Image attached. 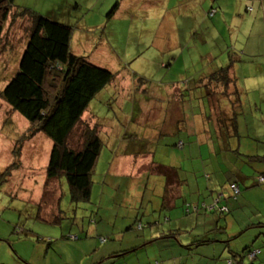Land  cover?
I'll return each instance as SVG.
<instances>
[{
    "label": "rangeland",
    "instance_id": "rangeland-1",
    "mask_svg": "<svg viewBox=\"0 0 264 264\" xmlns=\"http://www.w3.org/2000/svg\"><path fill=\"white\" fill-rule=\"evenodd\" d=\"M121 2V8L108 19L107 12ZM14 6L71 26L70 51L118 75L116 82L90 102L68 141L71 147L80 148L83 122L91 128L95 123L101 125L102 147L91 175L88 201H71L64 177L57 180V186L46 178L49 138L38 133L21 143L22 167L11 170L6 183L0 180V262L21 264L15 253L31 252L27 239L20 242L27 233L34 246L42 245L41 238L49 244L47 239L51 238L55 247L44 253L45 244L35 254L33 264H106L111 260L117 264H182L189 257L191 261L185 264H230L225 260L229 248L239 252L245 246L257 248L264 244V229L259 225L243 230L246 224L264 220V181L258 180L264 164L242 157L247 152L251 156H262L264 152V140L252 145L245 142L264 132V114L254 109L257 105L259 108L264 95L253 91L260 90L256 83L264 87V0H14ZM212 8L215 13L209 17ZM27 17L17 15L11 22L10 16L3 30L0 91L15 73L24 49L31 27ZM176 60L169 72L166 65ZM223 66L234 68L237 85L249 91L239 96L238 137L229 140V149L217 154L213 150L216 141L210 137L199 144L190 131L195 132L194 121L201 128L197 125L199 119L206 131H212L204 125L202 114V107L208 108V104L194 99L202 92L196 80ZM241 66L245 67L242 74ZM129 70L150 80L145 85L150 89L143 91L144 84L137 82L135 85L141 89L129 97L125 90L132 88L125 76ZM166 82L177 83L176 94L186 104V120L184 124L177 121V130L167 126L181 108L176 103L175 108L166 106L168 92L173 93L163 88ZM115 87L125 94L115 92ZM154 93V100L145 98L154 97ZM216 99L211 104L218 102L224 119H229V100L224 96ZM195 103L202 106L198 107V116ZM28 126L21 115L0 100V175L13 162V145ZM128 129L135 135L129 136ZM164 130L174 139L165 141L168 137L164 138ZM146 133L153 134L146 138ZM178 140L182 148L176 146ZM124 159L136 163H121ZM158 164L174 168L182 184L168 187ZM236 173L249 178L240 182V192L233 196L226 182ZM167 188L173 189L169 194L177 204L171 211L161 204ZM220 193L224 198L219 201L220 197L215 196ZM20 194L23 201L17 197ZM199 198V209H193ZM204 199L211 207L203 205ZM188 206L191 210L187 213ZM213 208L215 211L209 213ZM162 212L165 216L170 212L172 220L166 223ZM152 215L161 220L158 225L153 221L147 226ZM135 219L137 227L128 232ZM141 225L143 229L139 230ZM169 229L180 232L177 235L173 231L176 238H149V233L159 231L168 235ZM203 231L213 241L190 244ZM224 234L236 236L228 248ZM103 238L106 241L102 242ZM135 241L140 246L135 252L110 257L113 252L135 246ZM263 258L264 252L258 256L261 264Z\"/></svg>",
    "mask_w": 264,
    "mask_h": 264
},
{
    "label": "trees",
    "instance_id": "trees-1",
    "mask_svg": "<svg viewBox=\"0 0 264 264\" xmlns=\"http://www.w3.org/2000/svg\"><path fill=\"white\" fill-rule=\"evenodd\" d=\"M121 5L122 2L121 4L115 3L107 12V18L110 19L112 16L114 17L115 11H118ZM211 10H213V8ZM214 13V10L213 12L211 11L209 17L214 15ZM17 15H27L31 27L24 43V49L17 62L15 73L13 72L12 77L0 91V100L4 101L12 112L21 115L28 122L29 126L25 128L24 133L20 134V136L18 135L19 139L13 145L11 151L13 162L0 175V180L5 181L11 170L22 167V162L20 160L21 143L29 140L38 133H43L51 142L45 168L46 178L51 183L55 181L54 183L56 185L54 186H57L59 182L57 180L64 177L71 201L76 203L79 201H88L91 193V175L94 172V167L102 147V141L99 137L101 125L95 123L91 128L89 124L85 125L83 122L84 129L80 134L83 142L80 148L71 147L68 141L76 125L82 121L81 118L83 114L87 112L90 102L100 92L106 89L107 86L116 82L118 73L114 74L107 68L96 66L86 57L73 54L70 51V42L72 38L71 26L62 24L58 22V20L40 15L28 9L15 7L14 0H0V41L3 37V30L8 24L9 17L11 16V22H13ZM178 60L173 63H168L166 69L170 72L172 65H175ZM125 76L132 85V88H125V90L129 92V97L131 92L138 93L137 90L141 89L135 85L137 82L144 84V89L142 88L143 91L150 89H146L145 85H148L151 81L139 77L138 74H135L131 70H129ZM196 83L202 86V92H200V95L197 97L194 95V99L197 100L198 103L203 102L208 104L209 107L207 106L208 108H204L195 103L194 107L197 108L195 114L198 116L200 112H198V107L199 109L201 107L203 108L202 114H204L203 116L206 118V122L208 120L207 123L212 128L210 134L213 142L216 141L222 146L221 148L224 147V150H227L229 149L227 147L229 140L231 141V139L238 137L237 118L240 116L238 112L240 106L239 96L242 93L237 87V84H235L236 77L233 74V68H231V66L217 68L206 74V76L196 80ZM162 84L165 85L163 88L172 89L173 92H168V103L166 106L170 107V105H173L174 108L179 106L181 112L184 113L182 119H185L186 112L184 108L186 104L183 103L185 101L180 100L182 97L178 98L176 94L177 83L166 82ZM113 89L115 92H123V94H125L124 90L118 91L117 87ZM151 93L152 91L150 94ZM155 93H157V91H155ZM155 93L154 97L150 95V97L146 96L145 98L148 99V101L154 100L156 98ZM139 94H142V92L139 91ZM217 96H224V98L229 100L231 105V117L229 119H224L222 112L223 107L220 108L218 102L217 105L214 106L211 104L212 99L217 101ZM172 101H174V103H172ZM175 103L177 106H175ZM192 103L191 101L190 104ZM169 107H167L166 110H168ZM178 113H180V111ZM178 122H183L184 124V120H179ZM178 122L176 126H178ZM128 130L129 136L135 135L132 130ZM176 146L182 148V142L178 141ZM234 151H236V149H234ZM242 157L248 159L249 162L256 160L264 164V157L262 156L252 155ZM158 166L161 173L166 178L168 187L174 186L176 184L173 177V174H176L174 168ZM260 176L264 177V173L260 174ZM6 182L7 181H5V183ZM228 184L236 183L228 182ZM170 189L172 190V188H167L164 192L165 198L163 199V207H166V196H168ZM19 196H22V194ZM203 205L211 207L206 204ZM189 211L190 207L188 206L186 207V212L188 213ZM214 211L215 209L213 208L209 213L212 214ZM134 221L132 225H129L130 227L127 229L128 232H131L137 227L138 220L135 219ZM255 222L246 224L243 230H247L256 225L264 229V220ZM152 223L153 221L147 222V226L152 225ZM156 223L159 224L157 221ZM202 224L204 223L202 222ZM138 229L142 230L143 226H139ZM221 230L224 231V229ZM173 231H176L177 235L180 232L179 230L169 229L166 231L168 235L160 232V238H169L165 236L176 238V233ZM203 232H201L203 239H199L201 235L196 234V239H192L190 244L192 243L194 246H199L210 242L212 238L209 236L205 237L204 235L206 232ZM235 237L236 236L226 235L224 243L227 244V248L229 242ZM27 238H29L28 233L22 241ZM216 239L220 238L216 237ZM104 241H106V239L103 238L102 242ZM263 245L257 248L245 246L239 252L229 248L227 250L229 255L225 260L230 264H259L260 260L258 256H262L264 252ZM139 247L140 246L137 245L131 246L129 249L120 250L113 254H116L114 258L125 257L126 254L135 252ZM224 249L225 248L222 247V251ZM113 261L115 260H112V262ZM189 261H191V257H189ZM189 261L185 259L182 264ZM0 264L6 263L0 262Z\"/></svg>",
    "mask_w": 264,
    "mask_h": 264
},
{
    "label": "crops",
    "instance_id": "crops-1",
    "mask_svg": "<svg viewBox=\"0 0 264 264\" xmlns=\"http://www.w3.org/2000/svg\"><path fill=\"white\" fill-rule=\"evenodd\" d=\"M257 43H258V41H257ZM112 52V51H111ZM112 54V53H111ZM112 56V58L114 59V56L113 55H111ZM245 69V67H243V66H241L240 67V69H239V73H241L242 74V71ZM257 71H258V69L257 68H255ZM263 69H264V67H263ZM234 72H235V70H234V68H233V74H234ZM239 73L237 74V75H239ZM235 74H236V72H235ZM263 78V77H262ZM250 79V77L247 79V80H249ZM237 80V79H236ZM258 81H260V80H258ZM237 84V83H236ZM240 84V83H239ZM256 86L257 87H260V90L258 91L257 89H253V91H255V92H261L263 95H264V87H262L261 85H259V83H256ZM237 87L239 88V90L243 93V91H249V89L248 90H246V88L243 86L242 87V84H240L239 86L237 85ZM245 89V90H244ZM260 102H261V105L259 106V108H258V105L256 106V108L254 107V109H255V111L256 110H258V112L261 114V116L264 114V112L262 111V110H264V97H262V98H260ZM172 103H174V101H172ZM262 104H263V106H262ZM174 107V106H173ZM167 108V107H166ZM173 109V108H172ZM183 115H184V113H182L181 111H180V113H176L175 114V118L174 119H171V120H169V124H167V126H173L174 127V129L175 130H177L176 129V125H175V122L176 121H179V120H186V118L185 119H182V117H183ZM186 116V115H185ZM184 116V117H185ZM178 118V119H177ZM194 119H196V118H194ZM197 125L199 126V127H201V128H197L196 127V123H195V121H194V123H193V128H195V132L193 133V132H191L190 131V135H195V136H197V140H198V142H199V144H202L203 142H205V141H207V139H209L210 137H211V134H210V132L211 131H206L205 130V127L203 126V125H201V119H199V121L197 122ZM205 126H209L208 124H207V122L204 124ZM203 126V127H202ZM146 128V130H148V129H150V127H145ZM152 128L154 129V126H152ZM192 128V129H193ZM196 131H197V133H196ZM152 134L153 133H150V134H145L146 135V138L147 137H151L152 136ZM163 136H164V138L165 137H168V138H165V141H169V140H171V139H174V138H170V136H169V133L168 132H166V130H164V134H163ZM160 138V137H159ZM158 138V139H159ZM176 138V137H175ZM263 140H264V132L263 133H260V134H256L255 136H253L252 138H250L249 140H245V142H249V144L250 145H252V144H256V143H258V144H260V143H263ZM179 141V140H178ZM221 145L220 144H218L217 143V145H215V147H214V152L215 153H219V152H223V151H225V150H222V151H220V149H221ZM247 153H251V152H247ZM243 154V155H245V156H251V155H249V154ZM261 153V152H260ZM264 155V152H262L261 153V155ZM132 155V154H131ZM262 155V156H263ZM125 157H127V156H125ZM130 159V158H129ZM127 159H124V160H121L120 162L121 163H124V164H126L127 163ZM147 161V160H146ZM129 162V165H131L130 164V162H133V163H136V162H134L133 160H130V161H128ZM137 164L139 165V162H137ZM156 165V164H155ZM159 165V164H158ZM235 175V177H232V178H228L227 179V181L228 182H235L236 183V185L238 186V188H239V191H240V186H239V184H240V182L241 181H244V179H248L249 177H247V176H245V175H241L240 173H236V174H234ZM179 174H178V172L176 171V174L174 175L173 174V177H174V181L176 182V184H175V186H177V185H179V184H182V180L181 179H179ZM174 182V183H175ZM228 182H226V184H227V186L229 185L228 184ZM226 186V187H227ZM228 188V187H227ZM173 190V189H172ZM171 189H170V191H172ZM169 191V192H170ZM229 191V190H228ZM165 192V191H164ZM169 192H168V196L166 197L167 199H166V206L168 207V209L167 210H169V211H171V208H176L177 207V204H176V201L175 200H173V199H171L172 198V196L170 197V194H169ZM230 192V191H229ZM211 195V194H210ZM221 195V193L218 195H216L215 197H217V199H219V197H220V199H223L224 197H222V196H220ZM22 197V198H21ZM19 199H21L20 201H23L24 200V197L23 196H19ZM216 199V200H217ZM172 200V201H171ZM238 200V199H237ZM236 200V201H237ZM220 201V200H219ZM205 202V199L203 200V203ZM227 202V201H226ZM161 204H162V206H163V201L161 202ZM205 204V203H204ZM223 204H225V203H223ZM199 206H200V198L199 199H197V201L195 202V205L193 206L194 208L193 209H197L198 210V208H199ZM221 206H223V207H226L227 208V210H228V207L226 206V205H221ZM191 210V209H190ZM163 217H164V219H165V222L166 223H168L169 221H171L172 220V216H171V214H170V212H168V214L165 216V212H162V214H161ZM177 219V218H176ZM160 218H156L155 217V215H152L151 216V218H150V221L149 222H152V221H155L154 223H156V221L159 223L160 222ZM188 222H190V219H189V221ZM155 225H158L157 223L155 224ZM171 227V226H170ZM176 230V229H175ZM160 234V231L157 233V232H155V233H149V238H151V239H153L152 237H154V236H158ZM32 235H34V234H32ZM98 236V235H97ZM75 238H77L76 236H74ZM98 237H102V236H98ZM37 239H39V238H37ZM36 239V240H37ZM41 242H42V245L40 246V247H36V246H34L33 245V243H32V241L30 240L29 241V239L27 238V246H29V249L31 250V252L30 253H28V252H25V253H23V252H21V251H18V250H16V255L18 256V260H19V262L21 263V264H33L32 263V261H33V259L36 257L35 256V254L36 253H39L40 252V249L42 248L43 249V246L46 244V243H44L43 241V238H41V239H39ZM25 241H26V239H25ZM47 241H48V243L49 244H46L47 245V247H46V249H43L44 250V253H47L48 251H52V248H54L53 250H55V247L53 246V244L51 243L52 242V239L50 238V239H47ZM101 241H103V239H101ZM20 242H24V241H20ZM51 243V244H50ZM105 246V243L104 244H102L101 246ZM138 244H137V241H135V246H137ZM133 247V246H132ZM110 249H116V247H110ZM127 249H129V248H127ZM29 250V251H30ZM118 251H116V252H113V254L114 253H117ZM45 257V256H44ZM112 259L114 258V257H116V254L115 255H111L110 256ZM37 258H38V256H37ZM135 260V259H134ZM42 262H44V260H42ZM117 262V261H116ZM115 261H113L112 262V260L110 261V262H108V261H106V264H117ZM139 262V261H138ZM61 264H64V263H61ZM80 264H82V263H80ZM139 264H140V262H139Z\"/></svg>",
    "mask_w": 264,
    "mask_h": 264
},
{
    "label": "built area",
    "instance_id": "built-area-1",
    "mask_svg": "<svg viewBox=\"0 0 264 264\" xmlns=\"http://www.w3.org/2000/svg\"><path fill=\"white\" fill-rule=\"evenodd\" d=\"M258 180L264 181V177L259 176ZM228 188H229V190H230V192L232 193L233 196H236L240 192L239 188H238V186L236 184H230Z\"/></svg>",
    "mask_w": 264,
    "mask_h": 264
}]
</instances>
